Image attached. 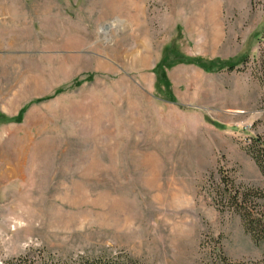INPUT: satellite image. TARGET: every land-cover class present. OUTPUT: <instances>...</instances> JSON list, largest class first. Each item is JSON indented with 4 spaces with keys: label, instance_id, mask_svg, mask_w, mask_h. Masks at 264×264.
<instances>
[{
    "label": "rangeland",
    "instance_id": "374dc122",
    "mask_svg": "<svg viewBox=\"0 0 264 264\" xmlns=\"http://www.w3.org/2000/svg\"><path fill=\"white\" fill-rule=\"evenodd\" d=\"M0 43V264L262 256L209 184L264 189V0H0Z\"/></svg>",
    "mask_w": 264,
    "mask_h": 264
},
{
    "label": "trees",
    "instance_id": "16d2710c",
    "mask_svg": "<svg viewBox=\"0 0 264 264\" xmlns=\"http://www.w3.org/2000/svg\"><path fill=\"white\" fill-rule=\"evenodd\" d=\"M246 61L247 57H244L242 62ZM261 64L264 70V61ZM260 81L264 85V77ZM262 124V133L249 137L245 150L264 178V120ZM209 190L217 207L221 211L225 209L238 215L244 230L252 240L263 245L262 256L257 260L232 261L220 254L218 264H264V189L238 184L224 168L220 167L217 176L210 178ZM3 264H136V261L130 258L121 259V256L94 259L78 257L66 260L38 253L13 257Z\"/></svg>",
    "mask_w": 264,
    "mask_h": 264
},
{
    "label": "bare ground",
    "instance_id": "6f19581e",
    "mask_svg": "<svg viewBox=\"0 0 264 264\" xmlns=\"http://www.w3.org/2000/svg\"><path fill=\"white\" fill-rule=\"evenodd\" d=\"M211 3V2H210ZM214 15V14H213ZM216 19V18H215ZM217 37V36H216ZM1 44V43H0ZM4 171V170H3Z\"/></svg>",
    "mask_w": 264,
    "mask_h": 264
}]
</instances>
